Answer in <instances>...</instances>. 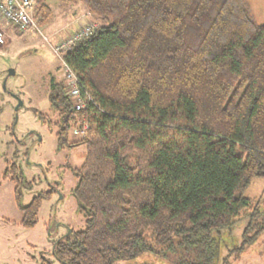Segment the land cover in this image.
Returning <instances> with one entry per match:
<instances>
[{"label": "trees", "instance_id": "trees-1", "mask_svg": "<svg viewBox=\"0 0 264 264\" xmlns=\"http://www.w3.org/2000/svg\"><path fill=\"white\" fill-rule=\"evenodd\" d=\"M44 1L34 7L40 22L50 14ZM60 1L81 3L102 25L64 56L91 98L86 108L74 111L65 86L50 84L58 148L85 149L79 168L66 167L85 227L54 244L57 260L121 264L152 253L214 264L220 231L242 215L253 241L264 211L244 193L264 178V24L246 0ZM21 178L8 163L2 179L15 192ZM55 188L18 203L23 228Z\"/></svg>", "mask_w": 264, "mask_h": 264}, {"label": "rangeland", "instance_id": "rangeland-1", "mask_svg": "<svg viewBox=\"0 0 264 264\" xmlns=\"http://www.w3.org/2000/svg\"><path fill=\"white\" fill-rule=\"evenodd\" d=\"M246 2L256 23L263 25L264 0ZM44 3L50 14L42 22L41 15L35 18L37 30H4V43L0 44V264H62L53 255L54 244L85 227L84 217L71 194L77 181L66 169L81 166L85 149L58 148L53 126L57 117L48 99L51 80L63 84L68 94L61 56L56 55L55 47L84 26L95 25L96 30L102 22L79 2L45 0ZM8 71H13L14 75L8 76ZM19 102L22 107L16 112ZM39 115L49 123H42ZM69 138L71 142L79 140L74 134ZM8 163H14L21 172L17 192L14 182L2 179ZM53 186H56L55 193L42 202L37 223L30 229L23 228L18 203L27 206L34 196ZM244 195L252 206L264 211V178L254 179ZM248 222L242 215L230 231H220L219 253L214 264H264V231L245 243L243 233ZM253 223L258 224L259 219ZM254 234L255 230L249 231L247 237ZM147 240L149 246L156 249L151 238ZM121 264L171 262L146 253Z\"/></svg>", "mask_w": 264, "mask_h": 264}, {"label": "built area", "instance_id": "built-area-1", "mask_svg": "<svg viewBox=\"0 0 264 264\" xmlns=\"http://www.w3.org/2000/svg\"><path fill=\"white\" fill-rule=\"evenodd\" d=\"M37 0H0V44L4 43V25H9L14 29L25 32L29 28L37 30L36 20L33 17L34 7ZM1 21H3L1 23ZM95 25H86L78 30L66 42L56 46L54 52L56 55L61 56V70L65 78V83L68 91V98L73 103V110L76 112L82 111L86 108L87 102L91 98L86 95L84 98L81 96L79 83L76 75L64 62L65 54L69 53L75 45L81 40L87 38L95 31ZM87 126L82 124L79 128L72 131L76 137L84 136Z\"/></svg>", "mask_w": 264, "mask_h": 264}, {"label": "water", "instance_id": "water-1", "mask_svg": "<svg viewBox=\"0 0 264 264\" xmlns=\"http://www.w3.org/2000/svg\"><path fill=\"white\" fill-rule=\"evenodd\" d=\"M14 72L13 71H8V76H13ZM22 107V103H18V105L15 107V111L17 112L19 108Z\"/></svg>", "mask_w": 264, "mask_h": 264}, {"label": "crops", "instance_id": "crops-1", "mask_svg": "<svg viewBox=\"0 0 264 264\" xmlns=\"http://www.w3.org/2000/svg\"><path fill=\"white\" fill-rule=\"evenodd\" d=\"M3 27H4V30H5V31H6L7 29H8V30L11 29L13 32H14V31H17V30L14 29L13 27H11V26H9V25H6V24H5Z\"/></svg>", "mask_w": 264, "mask_h": 264}, {"label": "flooded vegetation", "instance_id": "flooded-vegetation-1", "mask_svg": "<svg viewBox=\"0 0 264 264\" xmlns=\"http://www.w3.org/2000/svg\"><path fill=\"white\" fill-rule=\"evenodd\" d=\"M7 75H8V73H7Z\"/></svg>", "mask_w": 264, "mask_h": 264}]
</instances>
